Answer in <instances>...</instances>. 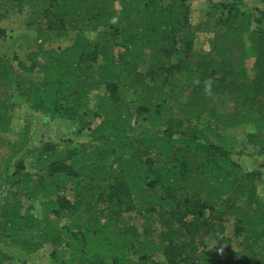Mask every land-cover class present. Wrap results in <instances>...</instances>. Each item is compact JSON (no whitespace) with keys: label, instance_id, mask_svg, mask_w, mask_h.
Instances as JSON below:
<instances>
[{"label":"trees","instance_id":"16d2710c","mask_svg":"<svg viewBox=\"0 0 264 264\" xmlns=\"http://www.w3.org/2000/svg\"><path fill=\"white\" fill-rule=\"evenodd\" d=\"M192 1L0 0L1 17L39 37L74 34L41 68L38 51L0 52V135L23 102L88 136L29 148V163V126L1 140L9 250L48 245L60 264H264L263 173L236 159L248 145L264 155V9L209 0L198 25ZM199 30L214 34L207 49L194 47ZM6 37L0 27V48ZM230 218L243 247L219 257L209 242Z\"/></svg>","mask_w":264,"mask_h":264},{"label":"rangeland","instance_id":"374dc122","mask_svg":"<svg viewBox=\"0 0 264 264\" xmlns=\"http://www.w3.org/2000/svg\"><path fill=\"white\" fill-rule=\"evenodd\" d=\"M217 1V0H215ZM246 3L243 5V9L246 11L255 10L256 8L264 9V3L262 0H244ZM193 22L200 24L206 19V14L210 6L209 0H193ZM0 27L6 30V39L2 40V47L0 52L3 54L7 53L8 56L17 53L22 59H26L31 51H38L37 62L39 68L45 62L44 51L45 49L65 47L73 41L74 34H70L67 37H56L53 35H47L48 40L37 36V31L27 30L20 25L19 17L17 14L9 13L0 16ZM86 34L91 39H96L97 31H86ZM214 34L211 32L199 30L196 35L195 49H207L209 47V41L213 39ZM44 40V41H42ZM148 51V50H147ZM95 95V94H94ZM94 95L91 98L90 107L95 108L97 100ZM222 99L218 98L217 103L220 105ZM220 108H222L220 106ZM12 123L10 132L1 136L0 135V168H3L4 158L8 153V148L2 145L1 140L15 139L19 131L23 130L24 127H30V145L27 150L18 158L25 160L27 163L30 162V157L27 154L29 148L39 146L43 142L48 141H63L71 139L74 142L82 143L87 137V132L78 134V127L72 124L70 121L61 118H51L50 116L36 113L32 111L27 103H17L12 107L11 110ZM254 146L248 145L245 154L236 155V159L246 169H261L262 177L259 183L258 189L260 196L264 199V155L257 156L253 153ZM7 193H4L0 197V203L3 197H6ZM39 213V212H38ZM140 226L142 228L143 218L139 217ZM242 237L234 235V220L230 218L226 222L225 232L220 236L219 239L209 242L210 249L219 257L226 256V247L230 246L235 249L243 247L241 244ZM8 238L5 237L0 231V249L4 250L9 258L10 264H60L52 257V249L50 246L45 245L37 253L30 258H24L12 252L8 248ZM257 250L264 249V239L260 240L255 246Z\"/></svg>","mask_w":264,"mask_h":264}]
</instances>
